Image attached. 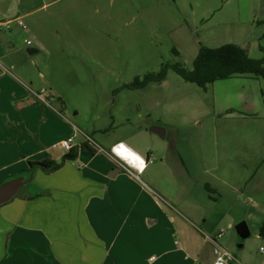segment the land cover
I'll use <instances>...</instances> for the list:
<instances>
[{"label": "rangeland", "instance_id": "rangeland-1", "mask_svg": "<svg viewBox=\"0 0 264 264\" xmlns=\"http://www.w3.org/2000/svg\"><path fill=\"white\" fill-rule=\"evenodd\" d=\"M0 14L21 15L0 28L17 48L7 59L37 78L28 83L61 112L75 141L111 148L124 139L150 152L139 174L145 185L221 221L219 241L238 258L233 264H263L264 77L204 89L169 68L161 82L130 84L165 64L192 69L200 43H236L262 57L264 0H0ZM241 221L251 230L244 239Z\"/></svg>", "mask_w": 264, "mask_h": 264}, {"label": "crops", "instance_id": "crops-1", "mask_svg": "<svg viewBox=\"0 0 264 264\" xmlns=\"http://www.w3.org/2000/svg\"><path fill=\"white\" fill-rule=\"evenodd\" d=\"M19 18L0 14V28ZM15 49L0 36V186L24 171L34 175L0 205V264H215L220 246L226 247L219 241L224 235L213 239L221 221L177 206L145 185L139 174L150 152L124 139L111 148L88 139L96 151L80 147L78 157L58 170L30 166L46 158L61 161L67 151L55 149L75 132L51 102L29 89L35 90L37 78L7 59ZM60 127L64 133L57 137ZM83 142L74 137L75 145ZM119 144L136 153L142 166L119 153Z\"/></svg>", "mask_w": 264, "mask_h": 264}, {"label": "trees", "instance_id": "trees-1", "mask_svg": "<svg viewBox=\"0 0 264 264\" xmlns=\"http://www.w3.org/2000/svg\"><path fill=\"white\" fill-rule=\"evenodd\" d=\"M175 52L178 51L175 49ZM169 68L174 69L185 80L207 89L209 84L217 80L234 76L264 77V55L260 58H253L245 47L236 43H225L218 47H208L200 43V50L192 69L181 63L165 64L158 72L147 73L143 79L136 77L130 86L144 87L151 82H161L166 78ZM80 147L88 148L91 152L96 151L87 140L81 145H74L66 152L61 161L46 158L42 161H30L29 164L32 168L39 167L45 172H52L60 169L66 160L76 159ZM260 236L264 238V222L260 227Z\"/></svg>", "mask_w": 264, "mask_h": 264}, {"label": "water", "instance_id": "water-1", "mask_svg": "<svg viewBox=\"0 0 264 264\" xmlns=\"http://www.w3.org/2000/svg\"><path fill=\"white\" fill-rule=\"evenodd\" d=\"M30 53H33L36 51V49L30 48L28 49ZM152 131L163 135L165 134V129L160 125H155L150 128ZM128 149L127 147H125ZM142 162V160H139ZM34 175L33 171H24L19 173L18 175H15L13 177H10L6 179L0 186V205L8 202L11 200L21 189V187L28 183ZM237 231L241 238H247L251 235V230L246 221H241L236 225Z\"/></svg>", "mask_w": 264, "mask_h": 264}, {"label": "built area", "instance_id": "built-area-1", "mask_svg": "<svg viewBox=\"0 0 264 264\" xmlns=\"http://www.w3.org/2000/svg\"><path fill=\"white\" fill-rule=\"evenodd\" d=\"M10 22H8V24H9ZM20 23L22 24V25H24L23 24V22L20 20ZM24 27H26L25 25H24ZM28 44H32V41L31 40H28V42H27ZM42 102H44L45 104H49V101L46 99V98H44L38 91H35V90H33V89H31V88H29ZM93 142V141H92ZM61 144H62V146L67 150V151H69L75 144H74V136H71V137H69V138H66V139H63L62 141H61ZM94 144V143H93ZM119 145H121V144H119ZM116 146H118V145H116ZM116 146H115V149H116ZM122 165L126 168V169H128V170H130L131 171V169H130V167L126 164V163H122ZM224 233H225V230L224 229H221L217 234H216V236H215V238H213L214 239V241H217L218 240V238H220L221 236H223L224 235ZM220 246V245H219ZM220 249H221V253H220V255L218 256V258H217V260L218 259H220L221 258V256L223 257V261H226L227 262V264H233V262H239V260H238V258L233 254V253H231L230 251H228L227 249H225L224 247H222V246H220ZM261 251H262V253L264 254V246H262L261 247ZM215 264H216V262H215Z\"/></svg>", "mask_w": 264, "mask_h": 264}, {"label": "bare ground", "instance_id": "bare-ground-1", "mask_svg": "<svg viewBox=\"0 0 264 264\" xmlns=\"http://www.w3.org/2000/svg\"><path fill=\"white\" fill-rule=\"evenodd\" d=\"M116 149H118L119 153L125 156L132 165L142 166V163L139 161L141 158L136 153L132 152L130 149H126L123 145H120V148H116Z\"/></svg>", "mask_w": 264, "mask_h": 264}, {"label": "clouds", "instance_id": "clouds-1", "mask_svg": "<svg viewBox=\"0 0 264 264\" xmlns=\"http://www.w3.org/2000/svg\"><path fill=\"white\" fill-rule=\"evenodd\" d=\"M216 264H227V262L223 261V257L221 256V258L216 261Z\"/></svg>", "mask_w": 264, "mask_h": 264}, {"label": "snow or ice", "instance_id": "snow-or-ice-1", "mask_svg": "<svg viewBox=\"0 0 264 264\" xmlns=\"http://www.w3.org/2000/svg\"><path fill=\"white\" fill-rule=\"evenodd\" d=\"M122 147V146H121Z\"/></svg>", "mask_w": 264, "mask_h": 264}]
</instances>
